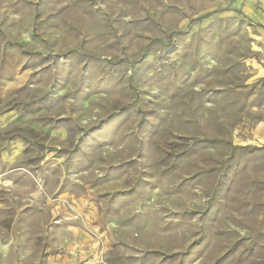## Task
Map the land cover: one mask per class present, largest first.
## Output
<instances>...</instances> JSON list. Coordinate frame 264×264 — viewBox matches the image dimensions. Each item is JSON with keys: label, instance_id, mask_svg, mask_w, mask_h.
Returning a JSON list of instances; mask_svg holds the SVG:
<instances>
[{"label": "rangeland", "instance_id": "374dc122", "mask_svg": "<svg viewBox=\"0 0 264 264\" xmlns=\"http://www.w3.org/2000/svg\"><path fill=\"white\" fill-rule=\"evenodd\" d=\"M0 264H264V0H0Z\"/></svg>", "mask_w": 264, "mask_h": 264}]
</instances>
